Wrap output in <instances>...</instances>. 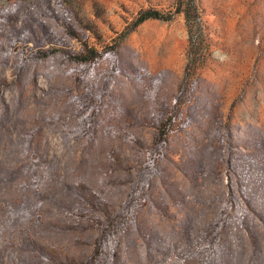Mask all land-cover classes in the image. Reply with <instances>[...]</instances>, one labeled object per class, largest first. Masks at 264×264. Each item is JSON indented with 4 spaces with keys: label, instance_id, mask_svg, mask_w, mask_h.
I'll return each mask as SVG.
<instances>
[{
    "label": "rangeland",
    "instance_id": "374dc122",
    "mask_svg": "<svg viewBox=\"0 0 264 264\" xmlns=\"http://www.w3.org/2000/svg\"><path fill=\"white\" fill-rule=\"evenodd\" d=\"M190 3L0 0V264H264V0Z\"/></svg>",
    "mask_w": 264,
    "mask_h": 264
},
{
    "label": "trees",
    "instance_id": "16d2710c",
    "mask_svg": "<svg viewBox=\"0 0 264 264\" xmlns=\"http://www.w3.org/2000/svg\"><path fill=\"white\" fill-rule=\"evenodd\" d=\"M188 1L190 3L191 0H188ZM177 11H180V9L178 8ZM185 13H186V15H189V13L187 11ZM169 16L170 15H162V14H160L155 9H146V10H143L142 12H140L139 16L136 19V23L141 22V21H143V20H145L147 18H150V17H163V18H167Z\"/></svg>",
    "mask_w": 264,
    "mask_h": 264
}]
</instances>
